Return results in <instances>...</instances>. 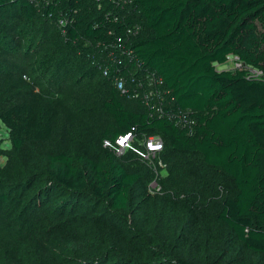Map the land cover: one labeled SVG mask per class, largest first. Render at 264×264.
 Returning <instances> with one entry per match:
<instances>
[{
  "label": "trees",
  "instance_id": "1",
  "mask_svg": "<svg viewBox=\"0 0 264 264\" xmlns=\"http://www.w3.org/2000/svg\"><path fill=\"white\" fill-rule=\"evenodd\" d=\"M57 1L0 0V29L33 41L23 58L0 45V264H264V0L134 1L135 52L193 111L191 136L103 76L93 4ZM230 56L242 68L218 70ZM133 128L165 142L160 194L103 146ZM209 173L228 184L212 214Z\"/></svg>",
  "mask_w": 264,
  "mask_h": 264
},
{
  "label": "built area",
  "instance_id": "2",
  "mask_svg": "<svg viewBox=\"0 0 264 264\" xmlns=\"http://www.w3.org/2000/svg\"><path fill=\"white\" fill-rule=\"evenodd\" d=\"M84 1L94 6L92 27L101 29L104 34L95 43L102 51L101 59L98 60L103 76H113L112 81L120 94L139 101L146 108L150 118L165 119L184 130L189 136L193 135L196 127L193 111L174 104L175 100L171 91L166 88L163 78L156 70L148 67L135 52L133 41L140 33V25L132 24L130 18L135 0ZM39 2L41 5L42 3L48 5L53 0ZM58 2L55 0V7ZM80 2L82 0L76 1ZM84 8L85 6L70 10L66 7V13L62 14L59 24H72L76 21L75 16ZM85 42L87 45L91 43L88 40ZM231 57L238 61L237 57L230 56L229 59ZM103 146L113 149L117 156L125 155L127 152L134 153L139 160L153 169L154 179L148 185V192L152 195L162 193L159 179L166 169V164L161 159L165 144L160 135L137 134L136 128H133L117 137L114 142L105 140Z\"/></svg>",
  "mask_w": 264,
  "mask_h": 264
},
{
  "label": "rangeland",
  "instance_id": "3",
  "mask_svg": "<svg viewBox=\"0 0 264 264\" xmlns=\"http://www.w3.org/2000/svg\"><path fill=\"white\" fill-rule=\"evenodd\" d=\"M29 1L33 3V5L36 6L37 10L40 12V9L42 8L39 0H34V1L29 0ZM3 41L9 44H13L12 47H14L15 50L17 49L16 56L18 58H23L24 56L28 55V49L30 48V46H33V41L28 33L24 32L23 34H15L9 31L8 29H6V26L1 27L0 29V45ZM29 56L33 60V56L32 55ZM216 66L218 70H228V71H236V69L242 68V65L232 57L226 63L217 64ZM25 79L28 82H32L28 77H25ZM9 149H11V145L8 139V132L5 126L0 121V152L5 153ZM0 160L2 163H4L6 161V156L0 154ZM164 174L165 172H163V175ZM206 178L211 179L213 181L212 187L210 186L209 189L206 191V195L208 196L207 200L210 201L208 209L209 212L212 214L215 213L216 209L218 208L217 206H212V204H215L212 202L213 201L218 202L220 200L219 197H221L223 192L224 193L226 192V188L228 184L226 180H223L222 176L219 173L217 174L209 173ZM215 187L217 190H215ZM153 207H155V209H160L161 206H153Z\"/></svg>",
  "mask_w": 264,
  "mask_h": 264
}]
</instances>
